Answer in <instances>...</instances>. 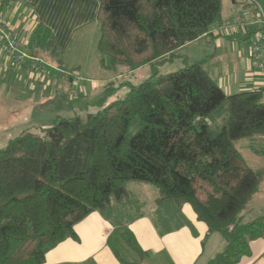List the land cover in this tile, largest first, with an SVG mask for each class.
<instances>
[{
  "label": "trees",
  "instance_id": "obj_1",
  "mask_svg": "<svg viewBox=\"0 0 264 264\" xmlns=\"http://www.w3.org/2000/svg\"><path fill=\"white\" fill-rule=\"evenodd\" d=\"M97 1L98 51L111 70L163 63L222 23L221 0ZM32 45L59 61L43 26ZM97 105L0 149V264H46L58 244L80 240L75 226L94 212L136 256L127 261L110 239L120 262L142 264L145 253L126 223L142 217L133 208L139 213L143 205L129 199V182L157 189L155 223L163 235L190 225L183 213L189 205L208 227L205 242L213 233L224 239L225 249L207 264H238L252 254V243L264 239V214L244 222L242 213L263 173L236 144L264 135V88L227 94L200 60Z\"/></svg>",
  "mask_w": 264,
  "mask_h": 264
},
{
  "label": "crops",
  "instance_id": "obj_2",
  "mask_svg": "<svg viewBox=\"0 0 264 264\" xmlns=\"http://www.w3.org/2000/svg\"><path fill=\"white\" fill-rule=\"evenodd\" d=\"M260 1L264 2V0H221L222 5L225 3L229 10L227 16L235 18V21L229 20L225 23L222 20L217 29L225 25L235 26L239 24L241 12L246 9L254 7L263 9L258 3ZM3 3L4 0H0V17L2 21L7 29L16 35L22 49L30 56L46 63L48 75L45 78L35 72L28 73L22 66L0 50L1 135L11 129H17L11 133V136L14 133L19 136L25 131L33 130V127L27 124V122L31 121V113L27 111V114L23 115L21 114L23 110L18 114L19 116L16 115L18 116L17 118L15 116L10 119V114L6 111L8 110L6 106L9 104H15L16 107L23 105L26 106L25 109H35V114L38 118L39 113L42 116L43 111L55 105L56 96L59 98L58 92L61 90L56 94L50 90L54 88L60 89L58 86L63 83L69 85L68 96L77 99L76 103H78L82 99L79 97L82 94L85 95V98H88L96 88L104 89L114 82L116 78L114 75L109 74V68H103L101 65V55L96 56V64L92 66L94 69L91 72L85 70L86 66H84L85 62H83L74 65L73 74L70 69L63 67L62 56L59 57L60 60L58 62L53 61L45 55L37 53L32 45L36 29L39 26H43L51 32L55 42L59 45L60 53L63 54L71 42L77 40V35L80 32L82 33L86 28L92 26L94 31H99L96 43V51L99 53L98 43L101 31L98 20L100 5L97 0H13L4 6ZM211 35L212 37H202L179 48L177 53L181 55L183 50L201 40H205L208 44L210 43L208 42L210 41L209 38H217L218 42H221L220 44L215 42L216 46L224 44L222 39L235 40L239 38L238 35L231 38L233 35H224L222 31L220 35ZM246 61L247 70H245V73L251 74L250 68L248 69L249 51ZM140 69L133 71V73ZM119 74L122 75L121 72ZM251 83L252 80L249 78H245L240 82L228 81L227 88L231 89L229 94L242 92L239 88L251 86ZM254 85L252 90L259 88L262 84H256L254 81ZM85 98L82 100L85 101ZM83 104L88 103L85 102ZM76 105L78 110L81 106L79 107V104ZM85 111L87 112L88 109L80 110V112ZM80 112L75 111V113ZM18 122H21L24 127L21 124L15 125ZM34 126L38 125L35 124ZM10 141L11 139L0 149L6 147ZM157 198L151 211L145 210L146 204L142 201L141 211L139 210L138 213V209H135L136 213L142 217L126 223L145 253V260L142 264H158V261H164L167 264H170L171 261L174 264H207L216 254L225 249V241L218 233L211 234L205 242L208 227L197 219L196 214L189 205L184 206L183 213L190 225L163 235L155 223L158 210ZM75 230L80 240L75 241L69 238L58 244L47 253L46 264H84L88 262H94L95 264H122L109 245L110 239H113L114 246L117 249L120 247L122 251H130L117 235L114 236L116 230L114 225L99 212H94L82 220L75 226ZM211 243L213 249L211 253H208V246ZM220 248L222 251H219ZM238 264H264V239L254 241L252 243V254L242 258Z\"/></svg>",
  "mask_w": 264,
  "mask_h": 264
},
{
  "label": "rangeland",
  "instance_id": "obj_3",
  "mask_svg": "<svg viewBox=\"0 0 264 264\" xmlns=\"http://www.w3.org/2000/svg\"><path fill=\"white\" fill-rule=\"evenodd\" d=\"M258 3L264 9V2L260 1ZM228 12V8L226 7L225 3H223L221 16L223 22L225 23L229 20L235 21V18L233 19L232 17L227 16ZM226 16L227 18H225ZM98 36L99 31H94V28L92 26L86 28L82 33L80 32V34L77 35V40H73L68 49H66L65 53L63 54L60 53L59 45L56 43L57 52L59 54L58 57L62 56L61 58L64 64L63 67L66 69H70V71H72L74 74V65L85 62V70L91 72V70L94 69L92 66L96 64V56H100V54L96 51ZM209 40L210 41L208 42L210 43L208 44L205 42V40L198 41L183 50L181 52V55L176 51L175 55L169 56L167 61L163 63L160 62L152 66L148 65L135 73H133V71L129 69H126L125 67H118L115 71L108 69L110 71L109 74L114 75V77L116 78L114 82L104 89L96 88L88 98H85V95L81 93L82 96L79 97L82 99L85 98V101L81 99L78 103H76L77 99L70 98L68 96L69 85L67 83H63L62 85L58 86V88L60 89L54 88L53 90H50L53 91L54 94L61 90L58 92L59 98H57L56 96L55 105L52 106L53 110H51L52 108L49 107L42 112V116H40L39 113L38 118L36 117L35 109H25L26 106L23 105L16 107L15 104H9L6 106V109H8L6 111L8 114H10V119L11 117H15L16 115L21 113L23 110L24 111L21 113L23 115L27 114L26 112L29 111L31 113V121L27 122V124L33 127V130H30V132L38 133L40 132V129L53 124L55 119L59 117L71 116L70 114H75V111L80 112L81 109H88V111L94 112L99 108V105H97V103L101 99L104 100V106L108 105V103L115 99H123L129 93L132 86L141 84L151 76L159 77L167 73H174L176 71L184 69L185 67L193 65L200 60H204L206 69L210 71V74L222 86L227 94H229V91H231V89L229 90L227 88L228 81L240 82L245 78L251 79V86H246L245 88H242L240 86L241 88L239 89H241L242 92L252 91L255 86L254 81L256 84L264 85V77L245 73V70H247L246 58L250 48L248 40L239 38H236L235 40L222 39L224 41V44L217 46L215 45V42L216 44L221 43L218 42L217 38H209ZM58 60H60V58ZM106 62L109 64L108 59L106 60ZM249 68L250 59L248 69ZM119 72H121L122 75H120ZM108 89H110L111 93H109V96L106 97ZM85 102L88 104H83ZM76 104H79V107L81 106L80 108H78V110L76 108ZM16 108L17 110H15ZM18 116H16L15 118H17ZM19 124L24 127L21 122H18L15 125ZM35 124L38 126H34ZM16 130L17 129H11L2 135L0 134V147L4 146L10 139L12 140L14 137L18 136V134L16 133L11 136V133L15 132ZM236 146L240 153L244 156L248 164L256 170H261L263 173L260 191L254 196L247 209L242 213V216L244 218L243 221L250 222L264 214V135L255 137L254 139H242L237 142ZM127 190L130 193L129 199L132 200V202H140L141 204H143L142 201L145 202L146 211H151L155 206V199L158 197V191L153 186L147 184H139L136 182H129L127 184ZM125 202H127V200H125ZM130 212L132 213V210H130ZM133 212H136L134 208ZM119 248L118 250L120 251L124 259L131 262L136 260V256L131 250L122 251V249ZM212 249L213 247L211 243L208 246V253H211ZM219 251H222L221 248ZM158 264H167V262L165 263L164 261H158ZM170 264L174 263L171 261Z\"/></svg>",
  "mask_w": 264,
  "mask_h": 264
},
{
  "label": "built area",
  "instance_id": "obj_4",
  "mask_svg": "<svg viewBox=\"0 0 264 264\" xmlns=\"http://www.w3.org/2000/svg\"><path fill=\"white\" fill-rule=\"evenodd\" d=\"M221 31L224 35H238L249 41L250 72L252 75L264 77V10L261 7L246 9L241 12L239 24L215 28L212 33L213 35H220ZM0 50L28 73L35 72L45 78L48 75L46 63L30 56L22 49L18 38L7 29L1 17ZM259 88H264V85L262 84Z\"/></svg>",
  "mask_w": 264,
  "mask_h": 264
}]
</instances>
